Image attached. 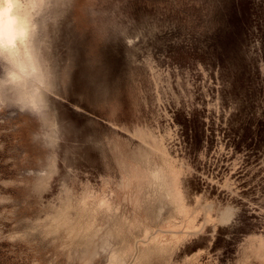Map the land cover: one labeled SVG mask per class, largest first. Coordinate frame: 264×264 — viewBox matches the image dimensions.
<instances>
[{"label":"rangeland","instance_id":"rangeland-1","mask_svg":"<svg viewBox=\"0 0 264 264\" xmlns=\"http://www.w3.org/2000/svg\"><path fill=\"white\" fill-rule=\"evenodd\" d=\"M45 2L49 107L0 97V264H264V0Z\"/></svg>","mask_w":264,"mask_h":264},{"label":"clouds","instance_id":"clouds-1","mask_svg":"<svg viewBox=\"0 0 264 264\" xmlns=\"http://www.w3.org/2000/svg\"><path fill=\"white\" fill-rule=\"evenodd\" d=\"M45 0H0V97L35 115L49 107V73L42 59L36 19Z\"/></svg>","mask_w":264,"mask_h":264},{"label":"snow or ice","instance_id":"snow-or-ice-1","mask_svg":"<svg viewBox=\"0 0 264 264\" xmlns=\"http://www.w3.org/2000/svg\"><path fill=\"white\" fill-rule=\"evenodd\" d=\"M230 214H231V210L229 209L226 211V215H230Z\"/></svg>","mask_w":264,"mask_h":264}]
</instances>
